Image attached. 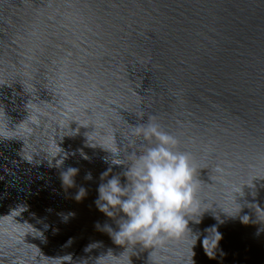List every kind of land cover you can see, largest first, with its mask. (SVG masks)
<instances>
[{
  "label": "water",
  "instance_id": "water-1",
  "mask_svg": "<svg viewBox=\"0 0 264 264\" xmlns=\"http://www.w3.org/2000/svg\"><path fill=\"white\" fill-rule=\"evenodd\" d=\"M151 117L197 169L195 264H264V0H0V264H191L190 241L96 228L117 229L95 204L125 170L108 150L127 164Z\"/></svg>",
  "mask_w": 264,
  "mask_h": 264
},
{
  "label": "clouds",
  "instance_id": "clouds-1",
  "mask_svg": "<svg viewBox=\"0 0 264 264\" xmlns=\"http://www.w3.org/2000/svg\"><path fill=\"white\" fill-rule=\"evenodd\" d=\"M154 119L148 118L147 123L134 126L132 135L137 140L142 139L143 143L135 151L129 152L127 164L122 162L119 151L113 153L108 150L112 154L110 165H122L125 170L112 174L110 166L101 174L102 182L97 189L95 204L99 211L114 221L117 229L99 222L96 228L106 232L125 251L128 248L134 251L137 248L154 250L170 240L190 241V261L195 264L193 249L200 234L193 232L190 223L199 224L207 211H200V201L196 195L197 169L191 154L179 150L178 138L164 131L159 123L153 122ZM137 140L132 141L133 145L137 144ZM63 159L58 161L57 166L63 164ZM105 162L109 163L108 160ZM78 172L79 169L75 167L61 172L65 189L75 186L74 178ZM85 179H92L90 172ZM86 196L87 190L80 187L74 198L80 202ZM240 211L241 208L238 214ZM245 217H241V220L247 223ZM205 231L207 235L201 242L202 246L210 259L215 258L222 234L216 227ZM128 264H132L131 256Z\"/></svg>",
  "mask_w": 264,
  "mask_h": 264
}]
</instances>
